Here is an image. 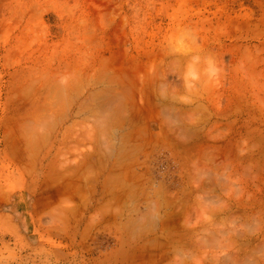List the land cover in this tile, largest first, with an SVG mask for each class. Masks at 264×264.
Listing matches in <instances>:
<instances>
[{
    "label": "rangeland",
    "instance_id": "374dc122",
    "mask_svg": "<svg viewBox=\"0 0 264 264\" xmlns=\"http://www.w3.org/2000/svg\"><path fill=\"white\" fill-rule=\"evenodd\" d=\"M0 264H264V0H0Z\"/></svg>",
    "mask_w": 264,
    "mask_h": 264
},
{
    "label": "crops",
    "instance_id": "0c3cea01",
    "mask_svg": "<svg viewBox=\"0 0 264 264\" xmlns=\"http://www.w3.org/2000/svg\"><path fill=\"white\" fill-rule=\"evenodd\" d=\"M60 133H63V132H60ZM70 133L72 134L75 132L70 131ZM63 134H62L60 139H57L58 137L56 138V136L54 135L52 138L53 141L48 142V147L43 148L42 154L37 153L35 151V147H33L32 153H36V155H31V162L32 163H38V162L45 163L46 160L47 161L51 160L55 163L56 162L59 163L63 149H64L65 154H67L66 149H69L68 153H69V155H71V158H70L71 163L76 165L78 170H80V167H82L84 169L85 167H83V166L86 164V159H87L86 152L84 153L83 151H81L80 145L74 143V141H71L70 143L63 145V139H62V138H64ZM75 138H77V139H75L77 141L81 140V134L78 133V135H76ZM64 157H67V155ZM35 159H36V161H35Z\"/></svg>",
    "mask_w": 264,
    "mask_h": 264
},
{
    "label": "bare ground",
    "instance_id": "6f19581e",
    "mask_svg": "<svg viewBox=\"0 0 264 264\" xmlns=\"http://www.w3.org/2000/svg\"><path fill=\"white\" fill-rule=\"evenodd\" d=\"M262 209V208H261Z\"/></svg>",
    "mask_w": 264,
    "mask_h": 264
}]
</instances>
